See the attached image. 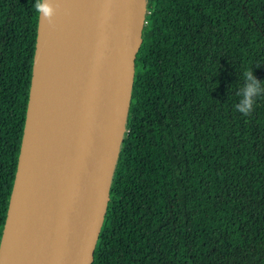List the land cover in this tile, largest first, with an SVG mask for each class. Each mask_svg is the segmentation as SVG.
<instances>
[{
	"label": "trees",
	"instance_id": "1",
	"mask_svg": "<svg viewBox=\"0 0 264 264\" xmlns=\"http://www.w3.org/2000/svg\"><path fill=\"white\" fill-rule=\"evenodd\" d=\"M38 0H0V246L34 73ZM92 264H264V0H147ZM264 87V84H262Z\"/></svg>",
	"mask_w": 264,
	"mask_h": 264
},
{
	"label": "water",
	"instance_id": "2",
	"mask_svg": "<svg viewBox=\"0 0 264 264\" xmlns=\"http://www.w3.org/2000/svg\"><path fill=\"white\" fill-rule=\"evenodd\" d=\"M146 3L72 0L67 20L40 14L0 258L25 173L34 212L22 264H92L126 130Z\"/></svg>",
	"mask_w": 264,
	"mask_h": 264
},
{
	"label": "bare ground",
	"instance_id": "3",
	"mask_svg": "<svg viewBox=\"0 0 264 264\" xmlns=\"http://www.w3.org/2000/svg\"><path fill=\"white\" fill-rule=\"evenodd\" d=\"M72 0H53L56 19L67 20ZM25 173L22 174L16 197L13 202L11 217L2 245L0 264H22L27 248L29 229L34 212V201Z\"/></svg>",
	"mask_w": 264,
	"mask_h": 264
},
{
	"label": "clouds",
	"instance_id": "4",
	"mask_svg": "<svg viewBox=\"0 0 264 264\" xmlns=\"http://www.w3.org/2000/svg\"><path fill=\"white\" fill-rule=\"evenodd\" d=\"M38 10V15L42 14L45 18H51L55 14L54 8L51 6L50 0H38L34 5ZM243 84L239 89V101L234 104V109L244 115H248L254 106L255 98L264 94V82L259 81L251 69H247L242 73Z\"/></svg>",
	"mask_w": 264,
	"mask_h": 264
}]
</instances>
